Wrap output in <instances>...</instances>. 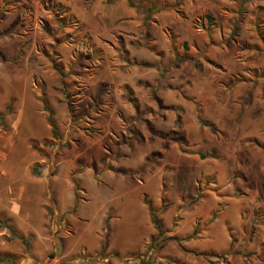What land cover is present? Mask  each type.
Listing matches in <instances>:
<instances>
[{
  "label": "rangeland",
  "instance_id": "1",
  "mask_svg": "<svg viewBox=\"0 0 264 264\" xmlns=\"http://www.w3.org/2000/svg\"><path fill=\"white\" fill-rule=\"evenodd\" d=\"M141 3L146 41L130 39L143 45L132 54L159 67L136 96L104 82L107 69L150 68L117 38L94 43L71 17L49 34L60 0H0V264H264V0ZM20 35L46 75L16 76ZM173 46L200 66L169 68Z\"/></svg>",
  "mask_w": 264,
  "mask_h": 264
},
{
  "label": "crops",
  "instance_id": "2",
  "mask_svg": "<svg viewBox=\"0 0 264 264\" xmlns=\"http://www.w3.org/2000/svg\"><path fill=\"white\" fill-rule=\"evenodd\" d=\"M62 2L60 6V9L58 8L55 10V17L54 20L50 23L53 27L52 30H50L49 34H53L54 31L58 30L57 27H59V32H62L63 30L69 31L70 30V24H69V18L71 17L76 25L82 26V29L90 36L92 41L95 43L96 41L100 40L102 37H108L112 36L117 38L116 40L118 43H120L124 49V57L127 59L133 60V64L136 65L139 68H142L143 65L150 66V68L143 70H137V76L139 78L134 79L132 78V73L127 71H121L119 74H116L113 72L112 74L109 72L110 70L107 69L106 73L110 76L106 78V81L108 84H113L114 89H121L120 85H123V88H128L131 91L135 92L136 96H139L140 92L143 91L142 85L148 84L149 82V70L157 69L159 66L156 63L151 62H144L137 60L134 55L132 54V51L135 50V48H143V45L134 46L132 41L130 39L135 38L137 41H146L142 32L140 34V37L138 36V32H140V29H142L143 25V18L144 14L142 12V3L141 0H60ZM57 14V15H56ZM56 18H60V22ZM2 19L0 21V59L5 58V44L6 40L4 39L6 37L5 35V20ZM22 21V19L20 18ZM18 22V25H22V22ZM97 22V23H96ZM164 21H162L163 23ZM104 28L101 26L104 24ZM49 24L45 25V28H47ZM144 27V26H143ZM67 29V30H66ZM142 31V30H141ZM22 35V34H21ZM18 36L14 39H12V43L14 46L12 47V53L16 57V61H14V68L15 74L18 77H21L26 75V73L30 74H44L46 75L48 72L41 69V66L36 62L38 59L37 56L35 58L34 55H31V50L29 47L32 44L31 41L28 42V45H26V39L22 38V36ZM57 36V35H55ZM54 43L57 44L60 42V40L57 42L56 38L53 39ZM53 42L52 45L54 44ZM60 44V43H59ZM61 46V44H60ZM147 50V49H146ZM150 51H152L150 49ZM182 53V52H181ZM132 54V56H131ZM173 54V53H172ZM173 55L171 60H176V53ZM180 54V53H179ZM158 55V54H157ZM160 55V54H159ZM163 56V55H162ZM170 60V67L172 69H179L182 65L183 60H187V58H179L177 59V62L175 64V67L173 66V62ZM34 61L36 64L34 65ZM124 62V61H123ZM51 65V64H50ZM66 65V64H65ZM168 67H165L167 69ZM24 69H29L28 72H25ZM174 70H172L173 72ZM177 71V70H176ZM0 74L3 75V70L1 69L0 65ZM101 75V71L98 69L94 75V77L90 80L87 92H88V98L92 101L95 100V97L93 95V90H91V82L93 79ZM118 75V76H117ZM103 82V83H104ZM121 82V84H119ZM102 83V84H103ZM148 87V85H147ZM101 90V86L99 88V92ZM169 93H166V97L163 96L165 100H170L175 106H180L182 104L184 107L188 109V111L191 110V105L189 102H187L180 94V92H177L175 89H169ZM146 92V91H145ZM163 94V92H162ZM130 97V96H129ZM112 105L116 106L117 104L114 102H109ZM184 123L186 122L187 118L185 113L182 114ZM20 120V118H19ZM181 120V118H180ZM204 151L200 150L197 153H203ZM9 215H11L13 218L15 216H18L17 213L18 209L13 205L10 206L9 209Z\"/></svg>",
  "mask_w": 264,
  "mask_h": 264
},
{
  "label": "trees",
  "instance_id": "3",
  "mask_svg": "<svg viewBox=\"0 0 264 264\" xmlns=\"http://www.w3.org/2000/svg\"><path fill=\"white\" fill-rule=\"evenodd\" d=\"M144 1H148V0H142V2H144ZM152 5H153V3L150 1V6L147 8V9H145L146 10V12L147 13H149L150 12V10L152 9ZM165 7H167V6H165ZM164 7V8H165ZM169 7V6H168ZM57 20H58V22H60V18H56ZM61 23V22H60ZM260 32H258V34H259ZM260 36H261V40L263 41V44H264V34H259ZM57 42L59 41V40H56ZM182 45L183 46H187V43L186 42H184V43H182ZM173 48L175 49V46H173ZM254 48H256V50H257V47L255 46ZM174 52L176 53V59H179V58H188V59H190V60H192L193 62H194V65L196 66V67H199L200 66V63L196 60V58H194L193 56H189L188 54H186V53H188V52H178V50L177 49H175L174 50ZM180 53V54H179ZM48 57H49V60H50V63H51V66H52V68L58 73V75L62 78V88H61V91L63 92V84H64V78H65V75L67 76V73L66 74H64V72H63V66H62V64L60 65L61 67H58L57 66V63L55 62V60H54V58H53V56L52 55H48ZM78 60H79V58H78ZM77 60V61H78ZM68 105H69V107H70V104L69 103H67ZM71 109V108H70ZM198 111H197V117L199 118V121H200V123H202V124H207V125H209L206 121H204V120H202L201 119V113H200V109H199V107H198V109H197ZM48 123H49V125L51 126V131H52V134L53 133H55V130H56V125H55V122L50 118V117H48ZM217 155H216V153H214V152H203V153H199V157L200 158H206V157H216ZM149 213H150V215H151V220H152V222H153V224H154V226H155V228L157 229V234L158 235H161L162 233H163V226H162V222H161V220H160V218L157 216V214L155 213V210H154V208H153V206H151V205H149ZM109 218H110V215H108L107 216V220H109ZM2 225H1V221H0V227H1ZM190 237V235L189 236H187L186 238H189ZM155 239V238H154ZM103 246L104 245H102V248H103ZM5 254H3V256H1L0 257V260L1 261H5V256H4ZM8 261V260H7ZM141 263L142 264H144L145 263V261H143V260H141Z\"/></svg>",
  "mask_w": 264,
  "mask_h": 264
}]
</instances>
